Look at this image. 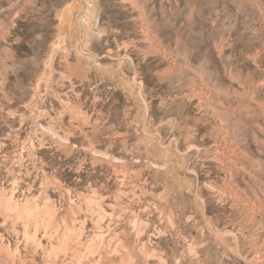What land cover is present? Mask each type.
Segmentation results:
<instances>
[{
  "label": "rangeland",
  "instance_id": "1",
  "mask_svg": "<svg viewBox=\"0 0 264 264\" xmlns=\"http://www.w3.org/2000/svg\"><path fill=\"white\" fill-rule=\"evenodd\" d=\"M0 264H264V0H0Z\"/></svg>",
  "mask_w": 264,
  "mask_h": 264
}]
</instances>
